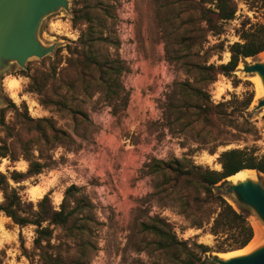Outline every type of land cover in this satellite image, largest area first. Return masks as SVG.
<instances>
[{
	"label": "rangeland",
	"instance_id": "rangeland-1",
	"mask_svg": "<svg viewBox=\"0 0 264 264\" xmlns=\"http://www.w3.org/2000/svg\"><path fill=\"white\" fill-rule=\"evenodd\" d=\"M67 1V9L45 15L37 29L39 42L52 45V51L41 58L29 57L24 66L11 61L0 71V144H6L10 153L0 157V172L18 189L26 206L31 203L36 209L48 193L52 210H60L64 199L65 210L72 213L65 225L42 222L51 230L42 248L34 245L35 225L19 226L0 213V264H170L156 250V236L140 226L155 218L163 220L178 239L208 245L202 259L234 251H217L229 241L210 232L216 202L182 212L173 192L159 191V175L151 173L148 164L152 159L186 158L220 170L216 158L224 149L250 147L257 154L264 152V107L257 106L263 95L256 96L257 74L243 68L264 63V51L240 61L230 75L218 74L205 87L210 100L227 115L206 142L198 141L202 135L197 128L180 123L173 106L181 99L177 82L189 80L199 86L187 63L228 61V47L240 41L242 29L264 23V0H234V17L221 23L219 33L207 30L200 0ZM75 11L88 12L91 22L79 18L73 24ZM89 24L101 38L95 44L97 56L124 68L118 77L119 92L110 101L105 88L93 83L85 87L76 66L69 63L71 50ZM44 75L48 79L40 95L27 90L32 76ZM12 81L17 85L15 94ZM249 94L253 96L246 107ZM59 96L87 118L41 103L42 97ZM25 112L49 119L62 137L38 139L23 123ZM22 142L30 158L44 168L16 182L10 174L25 172L29 163ZM255 172L264 185V174ZM69 186L75 189L66 193ZM221 192L254 226L253 240L259 236L254 248L264 245V222L256 212L234 193ZM3 200L0 191V203Z\"/></svg>",
	"mask_w": 264,
	"mask_h": 264
},
{
	"label": "trees",
	"instance_id": "trees-1",
	"mask_svg": "<svg viewBox=\"0 0 264 264\" xmlns=\"http://www.w3.org/2000/svg\"><path fill=\"white\" fill-rule=\"evenodd\" d=\"M200 13L206 22L207 30L219 33L221 23L234 17L236 4L234 0H200ZM79 18L91 22L88 12H74L72 23L76 24ZM93 24H89L85 31L81 32L77 46L71 50L72 58L69 63L75 65L77 74L85 87L91 83L99 88H105V97L110 101L113 95L119 92L118 77L123 71V66L117 61L101 59L96 54L95 44L101 38L97 35ZM240 41L231 43L228 47L229 59L220 64L187 63V69L194 71L196 77L195 85L189 80L177 82L176 88L181 94V99L174 106L179 113L177 119L181 124L190 129H198L200 142H206L209 133L217 127L219 121H225L226 113L222 112L220 104H214L210 100L205 87L213 83L218 74L230 75L240 61L247 57L255 56L264 51V23L252 24L242 29L239 34ZM47 76H32L27 90L43 92ZM249 94L245 101L247 107L252 99ZM44 105L54 104L67 109L73 116L86 119L87 116L80 110L74 109L60 96L57 99L42 97ZM23 123L33 129L38 139L48 141L50 138L58 140L62 133L47 118H32L26 112L22 115ZM229 121V120H228ZM24 155L28 160V168L25 172H12L10 178L20 181L42 171L44 165L32 160L25 150V142L21 143ZM10 156L6 144H0V157ZM217 161L220 170L210 169L195 165L192 161L182 158H171L168 161L152 159L148 164L150 172L159 175L160 182L157 186L160 192L176 195L182 212H193L199 210L206 202H216L218 211L210 226V232L214 235H225L224 239L229 241L226 248H218L217 251L240 249L249 243L254 235V230L243 212L236 210L223 196L220 186L226 182V178L242 169H253L264 174V152L257 154L254 148L233 147L222 150ZM74 186H69L66 193H70ZM0 191L4 200L0 203V213L9 217L15 224L25 226L35 225L34 245L42 248L43 241L51 238V230L43 226L42 222L49 220L52 223L65 225L71 211L65 210L64 199L60 204V210H52L48 193L37 202V208L33 209L31 203L26 206L18 189L9 184L5 173L0 172ZM143 231L151 232L156 236L154 245L156 250L166 255L170 264H212L202 255L210 250V247L195 241L180 240L170 230L169 226L161 219L155 218L151 223L141 222ZM52 259V258H51Z\"/></svg>",
	"mask_w": 264,
	"mask_h": 264
},
{
	"label": "water",
	"instance_id": "water-1",
	"mask_svg": "<svg viewBox=\"0 0 264 264\" xmlns=\"http://www.w3.org/2000/svg\"><path fill=\"white\" fill-rule=\"evenodd\" d=\"M62 7L67 9V0H0V71L11 61L24 66L29 57L41 58L52 51V45L46 47L39 42L37 29L45 15ZM243 68L256 73L264 85V63L245 64ZM257 106L264 107V94ZM220 190L234 193L264 222V185L256 177L237 182L226 179ZM207 260L212 264H264V245L227 258L211 254Z\"/></svg>",
	"mask_w": 264,
	"mask_h": 264
},
{
	"label": "bare ground",
	"instance_id": "bare-ground-1",
	"mask_svg": "<svg viewBox=\"0 0 264 264\" xmlns=\"http://www.w3.org/2000/svg\"><path fill=\"white\" fill-rule=\"evenodd\" d=\"M12 82H14V81H12ZM254 83H255V86H256V96L263 95L264 94V85H263L262 80H261V78L259 76L254 77ZM16 86L17 85L15 84V82L11 83V85H10L11 90H13V94H15V90L17 88ZM255 175H256V172L253 169H242V170L236 172L235 174L228 176L226 179H228V180H230L232 182L244 181L245 179L254 180L255 179ZM253 224H255L257 226V228L259 230V233H261V227L259 226L257 221H254ZM253 229H254V226H253ZM254 236H255V232H254L253 237ZM253 237L249 241V243L247 245H245L243 248L235 249L234 251H229L227 253H222V254H219V255L227 258L229 256L246 254V253L250 252L251 250L254 249V247L256 245L257 238L259 236L255 240H253Z\"/></svg>",
	"mask_w": 264,
	"mask_h": 264
}]
</instances>
